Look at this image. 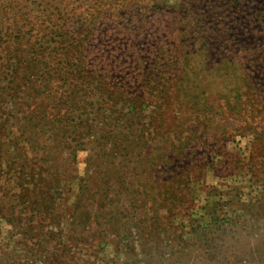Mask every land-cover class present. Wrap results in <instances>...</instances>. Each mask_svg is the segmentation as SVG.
I'll return each instance as SVG.
<instances>
[{
	"label": "rangeland",
	"instance_id": "374dc122",
	"mask_svg": "<svg viewBox=\"0 0 264 264\" xmlns=\"http://www.w3.org/2000/svg\"><path fill=\"white\" fill-rule=\"evenodd\" d=\"M264 0H0V264H264Z\"/></svg>",
	"mask_w": 264,
	"mask_h": 264
},
{
	"label": "trees",
	"instance_id": "16d2710c",
	"mask_svg": "<svg viewBox=\"0 0 264 264\" xmlns=\"http://www.w3.org/2000/svg\"><path fill=\"white\" fill-rule=\"evenodd\" d=\"M236 1H240V2H242V0H236ZM238 14L240 15V16H242V19L243 20H246V19H256L257 21H260V23H261V21H262V19H264V15H262V11H255V13L253 12L252 14L251 13H249V12H244V11H239L238 12Z\"/></svg>",
	"mask_w": 264,
	"mask_h": 264
}]
</instances>
